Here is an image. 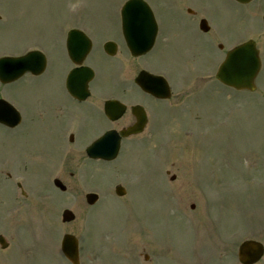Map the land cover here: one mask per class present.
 Wrapping results in <instances>:
<instances>
[{
    "label": "rangeland",
    "instance_id": "1",
    "mask_svg": "<svg viewBox=\"0 0 264 264\" xmlns=\"http://www.w3.org/2000/svg\"><path fill=\"white\" fill-rule=\"evenodd\" d=\"M126 1L0 0V56L25 53L33 45L49 55L42 76L0 84V99L25 115L14 130L0 127V235L8 243L0 248V264H67L59 250L67 233L82 240L83 251L106 255V264L127 263L111 255L110 242L119 244L129 261L135 254L137 261L131 264H239L236 247L244 239L264 244V0L250 6L232 0H184L209 9L212 32L206 45L192 36L190 22L177 25L172 19L178 0H146L163 36L142 62L174 74L180 85L175 88L177 107L147 101L157 109L158 118L150 123L154 135L147 131L137 142L122 143L113 162H88L84 155L89 142L110 128L99 114L81 122L71 144L66 138L60 141L62 125L51 111L44 123L41 111L54 109L48 97L62 95L59 26L82 22L97 35V45L108 40L103 36L116 41L119 10ZM184 32L191 51L187 43L171 42ZM246 40L257 42L262 60L254 93L212 80L225 50ZM92 61L100 70L107 66L100 47ZM119 63L117 57L111 60L112 65ZM195 69L206 70L198 75L210 79L204 88L195 75L184 72ZM98 75L95 88L117 92L118 77ZM128 88L137 90L132 80ZM61 145L81 150L69 160L65 157L64 168L67 154L58 155ZM6 175H23L25 197ZM55 178L65 192L52 186ZM117 185L125 188L124 197L113 193ZM87 193L98 196L93 205L86 203ZM65 209L75 215L71 224L61 223Z\"/></svg>",
    "mask_w": 264,
    "mask_h": 264
},
{
    "label": "flooded vegetation",
    "instance_id": "2",
    "mask_svg": "<svg viewBox=\"0 0 264 264\" xmlns=\"http://www.w3.org/2000/svg\"><path fill=\"white\" fill-rule=\"evenodd\" d=\"M176 10V11H175ZM175 11V12H174ZM173 13L172 14V19L174 21H176L175 23L184 24V22L188 21L191 24L190 27L193 30V37L197 40L201 39L202 44L206 45L208 44V38H207V34L211 33V30L207 31L204 33V31L202 30V27L200 26V24L202 23V21L205 20V16L208 14L209 9L207 8V6H205V4H195V3H190L184 0H178L177 1V8H174L172 10ZM155 16V15H154ZM156 20V27H157V35L155 36V44H154V48L147 54L142 55L140 57H132L129 53V50L126 49L125 46V42L123 40L122 34H120V37L117 38L116 41L111 40L110 42L114 43L116 45L115 51H116V56L113 57H109L107 56L104 51H103V44L100 46V51L103 54V59H105V61L107 62V66L105 68H103V70L99 69V66H97L93 61H92V57H93V53L95 48L97 49V47L95 46V43L97 42V35H95L92 32H89L86 27L81 24V23H72V24H61L59 26V41H58V54L59 57L61 59V64H60V69L62 70V80L64 82H66V79L68 77V75L70 74V72L77 68L76 65H74L68 58V53L67 51V40L68 37L70 35V32L72 31H81L90 41H91V51L90 54L86 57L85 60H83V68H89L92 70V77L93 80L89 83L88 85V95L84 100H78L77 98L73 97L70 95V93H68L67 89H65V83H62V95L56 97V98H51L48 97L49 99V105L51 107H53L54 109H44V111H41L43 113L42 115V119L44 120L45 123V116L47 114H50V111L52 112V115L54 117L57 118L58 122L60 125H62V130L60 133V141L64 140V138L67 139V141H69L71 143L75 142V138L76 135L75 133H77L78 130H80V128H82V124L81 122H83L84 120H86L87 118V122H89V120H92L97 114H99L104 121H106V126H110V128L108 130H114V131H118L119 133L124 130L125 128L128 129V127L136 124L137 122V115L134 113V109L133 108H141L138 109L140 110L141 114H144L145 117V126L143 129V132L141 134L135 135V136H130L127 138H122L121 139V144L125 143L127 141L129 142H137L138 140H140L143 135L147 132L150 131L151 133H154L150 127V123H152L154 120H156L157 117V109H151L149 108L147 101L150 102H154L157 104H171V106H176V94H175V88H177L176 86V81L173 77L174 74H170V72L166 69H162V68H157L155 70L149 69L148 67H146L142 61H144V59H146V57L154 50L156 49V47L158 46L159 41L161 40V37L163 36V32L160 30V25L155 17ZM162 25V24H161ZM186 33H179L177 35H174L173 39H172V43H178L181 45H185V43H187V49H189L190 51L192 50V47L190 46L191 44L187 41L186 38ZM164 40L170 41V39H168L167 37L164 38ZM76 41H78L77 38L72 37L71 42L74 43V45L76 44ZM108 41V40H106ZM106 41L102 42L105 43ZM125 53L124 56L123 53ZM45 53V57H47V59L49 60V55H48V51L44 52ZM118 58V61L120 62L119 64H111V60L115 58ZM122 57V58H121ZM170 58L171 64L173 66V60L174 57L172 56H168ZM182 57V56H180ZM183 58V57H182ZM110 59V60H109ZM110 67V68H109ZM174 67V66H173ZM109 69V70H107ZM107 70V71H106ZM106 71V72H104ZM145 71L151 75L159 76V77H163L168 83H169V88L171 90V97H169V100H165V101H161L158 99H155L154 97H152L149 94H146L145 92L141 91L137 86H135L134 84V80L135 78L139 75L140 72ZM206 70H201L199 71V69H195V70H191V71H186L184 70V72H187L189 75L192 76H196L197 79V83L198 85H202V87L204 88L203 84H207L208 82V78L204 80V78L199 77L198 75L202 72H205ZM100 72H102V75L104 74V79L108 78V80L111 77H118V90L117 92H104V90L102 88H95V86H93V84L95 82H97L98 79L101 78ZM130 75V76H129ZM75 76H80V74H76ZM83 76V74L81 75ZM100 76V78H99ZM130 80H132L135 89H137L136 91L133 90V92L131 93L130 90H128L129 88V83ZM79 92V91H78ZM131 93V94H130ZM62 96H63V102H62ZM174 102H170L173 101ZM108 101H117L120 104H122L124 106V112L123 114L117 119V121H111L108 118H106L105 114H104V105L106 102ZM159 110V109H158ZM16 129V128H15ZM45 129V127H44ZM100 130V129H99ZM98 130V131H99ZM107 130V131H108ZM83 140L85 141L88 136L86 137H82ZM89 139V138H88ZM87 139V140H88ZM65 142V140H64ZM68 144V145H69ZM61 149L60 151L62 153L58 154H67L63 156L62 159V167L64 168V161H65V157H67L68 155V160L71 159L73 156H78L81 150L79 151H75L72 148H64V145L60 146ZM69 147H71L69 145ZM85 155V154H84ZM43 158L41 160L42 164L45 165V146L43 149ZM86 159H88L85 156ZM89 160V159H88ZM39 162H37L38 164ZM63 170V169H62ZM10 179V175L6 176V180ZM16 188L18 190H20L21 194H23L24 192L21 190V185H16ZM25 195V193H24ZM108 245L110 246V249L112 251V256H116L117 259L125 261L128 264L130 262H136L137 259H135V255H133V257L131 258V261L127 260V254H124V249L123 248H117L116 243H108ZM91 250L88 251H81L79 254V264H106L104 262V257L106 255L104 254H92ZM115 252V253H114ZM63 260L67 263L70 264L64 257H62ZM143 259H148L149 258L147 256H144Z\"/></svg>",
    "mask_w": 264,
    "mask_h": 264
},
{
    "label": "water",
    "instance_id": "3",
    "mask_svg": "<svg viewBox=\"0 0 264 264\" xmlns=\"http://www.w3.org/2000/svg\"><path fill=\"white\" fill-rule=\"evenodd\" d=\"M244 2L245 0H239ZM122 30L124 39L126 40L129 49L133 54H139L148 50L151 46L152 36L154 35V21L152 14L148 7L141 0H130L127 2L121 11ZM264 22V17L263 21ZM71 34H79L72 32ZM88 44L85 43L81 47L80 55H74L80 58L85 54ZM72 59L74 57L71 56ZM35 59V54H28L21 58L16 59H1L0 60V82L2 84L10 83L17 80L26 71H31L34 74L43 72L44 59L43 57L32 63ZM258 53L255 49V44L250 42L236 48L234 51L227 53L226 59L218 69L216 78L226 86L232 87L236 90L253 91L255 89L254 80L260 69ZM83 82L75 81L73 85H68L70 93H75L71 88L82 90L78 94L82 97L85 96L83 90ZM136 83L146 92L157 97H166L167 88L160 78H155L150 75H141L137 78ZM106 115L112 119L118 118L123 113V108L116 102L107 103L105 105ZM18 114L4 101H0V123L4 126L13 127L19 122ZM138 120V124L122 133L123 136L135 134L140 132L143 121ZM115 133H107L104 137L92 144L87 154L92 159H103L106 161L112 160L116 157L117 149L119 147V137ZM55 184L61 189L65 188L58 182ZM116 195L122 196L124 190L116 188ZM97 200L96 195H87L86 201L88 204H94ZM63 222H70L74 219L71 212L65 211L63 213ZM0 244L4 248L5 244L0 237ZM61 250L65 257H67L73 264H77V241L72 236H65ZM262 254V247L260 244L254 242H245L239 248V259L242 264H252L256 262Z\"/></svg>",
    "mask_w": 264,
    "mask_h": 264
}]
</instances>
